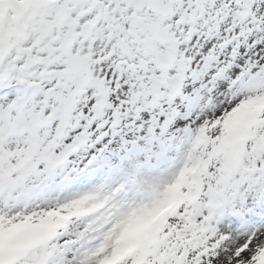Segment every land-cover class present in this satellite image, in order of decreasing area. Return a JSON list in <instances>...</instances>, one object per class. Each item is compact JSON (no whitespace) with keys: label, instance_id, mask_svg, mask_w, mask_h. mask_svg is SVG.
<instances>
[{"label":"snow or ice","instance_id":"obj_1","mask_svg":"<svg viewBox=\"0 0 264 264\" xmlns=\"http://www.w3.org/2000/svg\"><path fill=\"white\" fill-rule=\"evenodd\" d=\"M0 264H264V0H0Z\"/></svg>","mask_w":264,"mask_h":264}]
</instances>
